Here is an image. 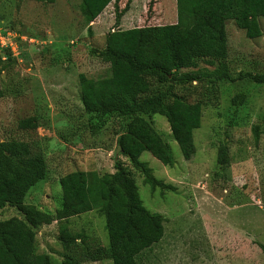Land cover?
<instances>
[{
    "label": "rangeland",
    "instance_id": "1",
    "mask_svg": "<svg viewBox=\"0 0 264 264\" xmlns=\"http://www.w3.org/2000/svg\"><path fill=\"white\" fill-rule=\"evenodd\" d=\"M79 8L80 0H0V152L9 141L25 142L46 166L44 179L23 199L52 218L36 227L35 253L46 254L50 264H112L84 258L108 245L101 210L61 220L55 213L60 178L83 172L86 183L94 184L112 175L117 162L133 180L142 207L161 219V238L137 254V264H264V82L251 79L264 78V19H256L260 35L254 39L232 20L224 22L228 79L173 88L176 98L200 108L189 160L166 120L149 117L172 163L164 166L148 151L138 159L167 186L161 189L145 184L117 151L129 117L87 113L80 97L84 82L109 77V66L94 52L104 48L106 35L175 24V0H111L89 23ZM198 68L213 70L202 63ZM236 95L238 105L232 103ZM29 118L36 128L20 129L19 121ZM219 148L225 149L222 164ZM10 218L23 215L14 207L0 209V221ZM65 232L74 238L68 250L59 240Z\"/></svg>",
    "mask_w": 264,
    "mask_h": 264
},
{
    "label": "trees",
    "instance_id": "2",
    "mask_svg": "<svg viewBox=\"0 0 264 264\" xmlns=\"http://www.w3.org/2000/svg\"><path fill=\"white\" fill-rule=\"evenodd\" d=\"M34 1L51 4L54 0ZM110 1L80 0L84 21H93ZM175 3L177 22L173 25L109 32L104 48L94 50L109 66V77L84 82L80 97L87 113L129 117L116 143L120 154L151 188L167 186L149 174L138 159L140 154L148 151L164 166L171 165L172 157L149 117L159 115L166 120L182 158L189 160L194 153L191 133L199 126L200 108L176 98L173 88L204 79L210 82L228 79L224 22L232 20L247 39H254L260 35L256 19H264V0H175ZM201 63L213 70L199 69ZM251 79L254 83L264 82L260 75ZM237 99L240 101L241 96L232 98L234 105L240 103ZM18 126L36 128L32 118L19 121ZM217 159L220 164L225 162L224 148H219ZM114 169L112 175H104L94 184L86 183L83 172L60 178L61 204L55 220L94 208L101 210L108 245L86 252L84 258L137 264V254L161 238V219L142 207L133 180L117 162ZM45 174L42 155L34 153L28 143L9 141L0 152V209L14 207L23 215L22 220L0 221V264H50L46 254L35 253L33 240L36 227L49 224L52 218L23 204L28 190L43 180ZM59 240L68 250L74 238L65 232Z\"/></svg>",
    "mask_w": 264,
    "mask_h": 264
},
{
    "label": "water",
    "instance_id": "3",
    "mask_svg": "<svg viewBox=\"0 0 264 264\" xmlns=\"http://www.w3.org/2000/svg\"><path fill=\"white\" fill-rule=\"evenodd\" d=\"M117 151H120V147L119 146H117Z\"/></svg>",
    "mask_w": 264,
    "mask_h": 264
}]
</instances>
